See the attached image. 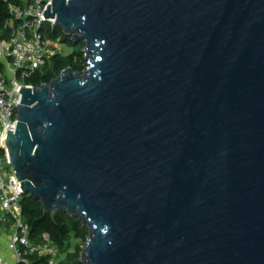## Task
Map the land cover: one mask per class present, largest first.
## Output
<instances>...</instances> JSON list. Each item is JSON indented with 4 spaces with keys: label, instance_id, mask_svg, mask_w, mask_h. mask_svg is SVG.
Segmentation results:
<instances>
[{
    "label": "water",
    "instance_id": "water-1",
    "mask_svg": "<svg viewBox=\"0 0 264 264\" xmlns=\"http://www.w3.org/2000/svg\"><path fill=\"white\" fill-rule=\"evenodd\" d=\"M83 73L19 88L24 195L83 264H264V0H53Z\"/></svg>",
    "mask_w": 264,
    "mask_h": 264
},
{
    "label": "built area",
    "instance_id": "built-area-1",
    "mask_svg": "<svg viewBox=\"0 0 264 264\" xmlns=\"http://www.w3.org/2000/svg\"><path fill=\"white\" fill-rule=\"evenodd\" d=\"M53 0H10L7 37L0 35V211L2 221H12L13 231L8 236L7 248L12 262L0 258V264H59L56 256L59 247L47 233L37 242L29 238L30 229L22 219L21 200L24 193L10 165L5 134L14 131L19 88H35L25 82L48 60V28L57 27L54 19L44 18L43 12ZM58 42V40H54Z\"/></svg>",
    "mask_w": 264,
    "mask_h": 264
},
{
    "label": "trees",
    "instance_id": "trees-1",
    "mask_svg": "<svg viewBox=\"0 0 264 264\" xmlns=\"http://www.w3.org/2000/svg\"><path fill=\"white\" fill-rule=\"evenodd\" d=\"M10 0H0V35L7 37L9 34V24L12 23V16L9 12L8 3ZM46 37L50 40H58L63 45L76 46L70 54L64 56L61 53L52 55L50 59L46 60L44 65L40 67L32 76L25 80L27 83L39 87L43 83H49L59 73L70 67L75 72L82 73L85 69V61L83 58V43L75 41L63 33L58 28H48L46 30ZM51 64V69L45 71V67ZM22 219L25 221L30 229L29 238L31 241L37 242L43 233H47L51 240L60 248L74 237L78 240L76 245V254L73 264H83L78 258L80 255V245L84 244L87 237V229L83 226L81 219L77 217H70L65 212L54 211L47 212L43 209L40 202L28 195L23 196L21 200Z\"/></svg>",
    "mask_w": 264,
    "mask_h": 264
},
{
    "label": "rangeland",
    "instance_id": "rangeland-1",
    "mask_svg": "<svg viewBox=\"0 0 264 264\" xmlns=\"http://www.w3.org/2000/svg\"><path fill=\"white\" fill-rule=\"evenodd\" d=\"M73 50H76V46L71 45H63L60 41L55 42L54 40H49V47H48V59L52 55L61 53L62 55L66 56L70 54ZM86 67V65H85ZM51 69V64L48 63V65L45 67V71H48ZM85 70V69H84ZM83 73V72H82ZM58 76V75H57ZM4 218V213L0 211V230L2 231V234H4L7 238L12 234V221L10 219L8 222L2 221L1 219ZM78 244V240L72 237L67 244H64L63 248L59 249V252L56 256V262L59 264H73L75 260V254H76V245ZM80 248L84 246V244L79 243ZM81 254V250H80ZM80 259V255L78 257Z\"/></svg>",
    "mask_w": 264,
    "mask_h": 264
},
{
    "label": "crops",
    "instance_id": "crops-1",
    "mask_svg": "<svg viewBox=\"0 0 264 264\" xmlns=\"http://www.w3.org/2000/svg\"><path fill=\"white\" fill-rule=\"evenodd\" d=\"M8 238L0 230V258L5 262H12V253L7 248Z\"/></svg>",
    "mask_w": 264,
    "mask_h": 264
}]
</instances>
